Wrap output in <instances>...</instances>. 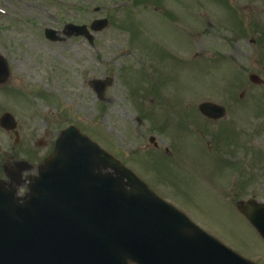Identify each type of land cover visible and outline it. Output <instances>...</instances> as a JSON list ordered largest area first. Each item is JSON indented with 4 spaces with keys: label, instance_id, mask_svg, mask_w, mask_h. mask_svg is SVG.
I'll list each match as a JSON object with an SVG mask.
<instances>
[{
    "label": "rangeland",
    "instance_id": "rangeland-1",
    "mask_svg": "<svg viewBox=\"0 0 264 264\" xmlns=\"http://www.w3.org/2000/svg\"><path fill=\"white\" fill-rule=\"evenodd\" d=\"M169 1L177 3L176 0ZM180 2L183 3V8L178 6L164 16L161 12L153 11L154 6L149 5L144 9L143 4L139 5L135 0H24L22 4L15 5L0 0V55L10 61L8 81L1 86L5 85L4 89L10 87L8 90L12 93L6 95L11 97L9 100L0 99L1 113L7 110L17 119H24V126L29 128L42 125L45 127L50 122V130L47 127V131L54 133L55 127L74 123H68L59 112L54 111L52 106L57 103H48V106L34 98L35 105L27 109L25 98L18 90H30L35 94L36 90L40 89L55 93L61 101L62 98L67 99V102H62L80 126L86 128L84 130L94 139L106 145L107 141L111 140L117 152L129 155L127 164L159 196L167 197L172 202L179 201L180 205L185 206V210L194 219L200 220L206 228L217 230L227 242L241 246L244 255L248 256V253L254 260L262 262L264 242L246 219L236 212L233 203L252 197L264 201V158L261 159L262 165L256 166L251 162L252 159L244 156L243 160H240L242 173H231L237 165H224L203 154L205 149L201 143L186 138L188 130L179 134L181 138L173 146L175 162L159 165L157 173L150 172L151 167L148 165L146 169L144 163L148 159L146 155H141V151L135 157L131 153L137 148L136 143L138 147H145L150 135L161 141L162 149H165L170 136L169 133L162 135L157 132L151 120L138 121L139 112L134 109L133 100H129L128 91L124 90L130 87V95H139L142 86L136 79L148 81L153 94H158L160 98L161 92L165 93L170 89L174 103H187V113L197 120L200 118L196 114L194 104L213 99L220 90H243L240 73L235 66H238L243 74L244 86L248 84L250 73H256L264 79V60L262 50H259L260 45H250L248 38L238 42L232 34L217 30L213 25H207V28L203 26L196 34V40L192 33L201 28L199 25L202 22L198 18L197 7L193 6V3L197 2ZM160 3L159 5L165 8L164 2ZM186 3L192 6L190 11L185 7ZM206 3L209 1L204 0V5H207ZM255 3L254 0L249 2L256 8ZM169 6L171 7V3ZM97 7L100 8L99 12L96 11ZM229 10L228 19L235 27L243 29V19L231 8ZM4 12L9 16H3ZM222 12L220 9L217 14L227 20V14ZM99 17L112 18L113 24L103 33L96 35L92 46L84 39L64 37L63 43L52 44L45 38L44 31L50 27L62 31L61 28L67 23H90ZM213 22L217 23V19H213ZM190 26H195V30H191ZM133 31L144 34L150 32L155 40H159V46L153 41L150 45L147 43L150 37L140 36L144 39L142 42L145 49L152 53L154 59L155 68L151 75L144 73L147 65L151 64L148 61L142 63L139 51L130 44ZM3 39L5 44L2 47ZM207 43L212 45L209 47ZM194 47L196 48L191 49ZM182 50H189V58L209 53L227 60L231 65L221 60H203L205 63L193 61L182 53L178 55ZM127 66L132 69H125ZM141 71L142 79L138 77ZM122 74L124 80L123 84H120ZM106 78L111 79L112 85L107 90L105 100L100 102L91 89L90 82L94 79L104 81ZM252 90L257 89L249 87V91ZM200 95L202 96L198 98ZM149 98L151 97H144L142 100L152 107ZM244 102L246 107L253 105L251 92L245 95ZM199 125H202V122H199ZM24 126L21 125V128ZM229 137H235V134ZM251 139L252 141H247L250 149L257 147L264 156V130L258 137ZM227 140V128H222L221 138L218 140L220 149ZM10 141L12 142V138ZM10 141L0 133V159L2 158L3 162L9 158L5 152L8 148L7 142ZM29 151L30 147L26 146L23 155H28ZM231 152L234 153L233 149ZM146 154L152 161L163 157L155 150ZM147 173L153 178H146ZM154 183L160 187L158 190L153 186ZM247 245L250 246L251 252L246 250Z\"/></svg>",
    "mask_w": 264,
    "mask_h": 264
},
{
    "label": "water",
    "instance_id": "water-1",
    "mask_svg": "<svg viewBox=\"0 0 264 264\" xmlns=\"http://www.w3.org/2000/svg\"><path fill=\"white\" fill-rule=\"evenodd\" d=\"M103 169H112L114 174H104ZM40 173L29 200L13 209L18 211L17 218L5 214L0 196V252L14 244L37 249L36 264L46 260L42 249L48 251V264H251L220 251V246L169 210L76 129L62 133L55 155ZM53 173L63 182L61 196L68 203L73 202L78 211L98 214L94 230L84 232L67 223L66 234L51 227L46 241L42 236H27L28 227L44 217L42 209L53 200L50 195L59 192L48 183ZM237 208L264 238V205L248 201L238 203ZM1 259L0 253V264ZM27 260L22 254L21 263Z\"/></svg>",
    "mask_w": 264,
    "mask_h": 264
},
{
    "label": "flooded vegetation",
    "instance_id": "flooded-vegetation-1",
    "mask_svg": "<svg viewBox=\"0 0 264 264\" xmlns=\"http://www.w3.org/2000/svg\"><path fill=\"white\" fill-rule=\"evenodd\" d=\"M234 117H235V119H237V115H235ZM208 123H210V122H208ZM223 126H224V124L222 125V127ZM44 138L45 139L43 141L36 142V146L42 147L43 152H42L41 156H38L37 158H35V161H40L42 158H45L52 153L55 139L51 135H49L48 133H45V132H44ZM35 172H36V169L34 167L33 169H31V174H35Z\"/></svg>",
    "mask_w": 264,
    "mask_h": 264
}]
</instances>
